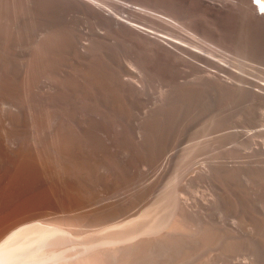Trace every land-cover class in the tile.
<instances>
[{
	"label": "rangeland",
	"instance_id": "374dc122",
	"mask_svg": "<svg viewBox=\"0 0 264 264\" xmlns=\"http://www.w3.org/2000/svg\"><path fill=\"white\" fill-rule=\"evenodd\" d=\"M101 1L0 0L8 144L57 162L90 230L177 219L132 264H264L263 29L230 0Z\"/></svg>",
	"mask_w": 264,
	"mask_h": 264
},
{
	"label": "bare ground",
	"instance_id": "6f19581e",
	"mask_svg": "<svg viewBox=\"0 0 264 264\" xmlns=\"http://www.w3.org/2000/svg\"><path fill=\"white\" fill-rule=\"evenodd\" d=\"M91 1L97 4L102 2L101 0H88V4ZM189 1L190 6L203 8L205 11H209L208 9L216 4V0H211L212 2L210 0ZM192 1H195L193 2L195 5H193ZM163 2L164 0L162 4ZM229 3L231 7L229 4L228 8L230 7V9L227 10L231 12L227 11L225 14L222 12L225 16H227V13L231 15L232 8L235 12L237 9L242 17L248 18L251 27L254 24L259 27L258 30L261 28L264 31V13L253 3V0H230ZM218 7L214 8V11L215 9L216 12L217 10L219 11ZM223 8L226 7L224 6ZM232 14L235 13L233 12ZM188 16H190V13H188ZM261 29L260 31H262ZM261 33L264 35V32ZM257 35L255 39L263 38V36L259 35L257 37ZM0 125L4 126L3 123ZM8 140L11 142V137H6L0 130V264H128L131 259L137 261V258H139L142 261L144 259V254L142 253L145 251L146 258V251L147 253L149 250L151 251V249L156 247V244L160 246L162 243L172 242L174 238L173 229L175 227L178 228L177 224L179 222L177 219H170L167 223L165 222V225V223L154 221L153 218V221H148V224L145 222V226L141 228L140 226H138L139 228L135 226L137 230L131 231H121L119 229L120 231L106 230L107 232L105 233H99V230L93 229V232V230L86 228L84 225L85 221L83 222L85 220V215L83 214L86 211L84 213L80 211L81 205H84L86 201L84 200L85 195L83 197L82 193L76 192L77 190L72 186L73 184L69 185V182L67 183L69 186H62L63 184L56 186L53 184L52 180L55 174L53 167H55L57 162L52 165V161L47 157L48 155L45 156L43 154L44 150L42 153V150L39 152L38 149H35L38 148L36 145H34L36 146L35 148H31V144H29V147V141L25 142L27 143L25 145L28 146H24L17 145L15 143L17 141H12V143L8 144ZM11 144H14L15 147L9 146ZM20 144H24V141ZM53 161L55 162L56 160ZM64 163L66 162L64 161ZM60 172L63 174L62 170ZM81 210H84V208ZM163 227L168 229L165 228L164 230ZM162 230L164 231L162 232ZM139 255L143 258L138 257Z\"/></svg>",
	"mask_w": 264,
	"mask_h": 264
},
{
	"label": "snow or ice",
	"instance_id": "6c2138e0",
	"mask_svg": "<svg viewBox=\"0 0 264 264\" xmlns=\"http://www.w3.org/2000/svg\"><path fill=\"white\" fill-rule=\"evenodd\" d=\"M253 3L259 7L262 13H264V0H253Z\"/></svg>",
	"mask_w": 264,
	"mask_h": 264
}]
</instances>
